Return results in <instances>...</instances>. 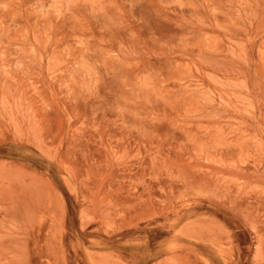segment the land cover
<instances>
[{
	"label": "rangeland",
	"instance_id": "374dc122",
	"mask_svg": "<svg viewBox=\"0 0 264 264\" xmlns=\"http://www.w3.org/2000/svg\"><path fill=\"white\" fill-rule=\"evenodd\" d=\"M0 264H264V0H0Z\"/></svg>",
	"mask_w": 264,
	"mask_h": 264
}]
</instances>
